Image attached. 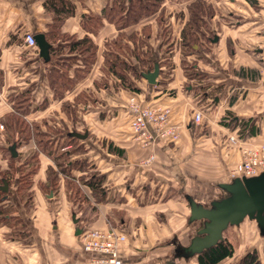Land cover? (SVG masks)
Masks as SVG:
<instances>
[{
	"label": "crops",
	"instance_id": "0c3cea01",
	"mask_svg": "<svg viewBox=\"0 0 264 264\" xmlns=\"http://www.w3.org/2000/svg\"><path fill=\"white\" fill-rule=\"evenodd\" d=\"M46 1L0 0V125L8 122L14 102L22 100L27 107L22 119L36 124L39 133L51 141L84 135L78 137L84 153L71 159H85L89 171L93 167L103 178V195L97 199L88 186L80 185L87 206L77 217L63 185L56 196L43 194L38 188L46 182L47 169H56L53 161L40 153L30 190L33 206L26 207L16 194L14 201L9 198L8 202L26 235L10 239L11 225H0V264H88L95 254L82 248L80 234L87 228L113 230L120 238L118 251L123 264H198L197 256L185 249L198 236L204 221L191 219L187 197L208 208L223 196L220 184L240 178V153L227 143V137L236 136L237 129H229L223 121L228 114L250 119L260 109L258 99L242 100L230 94L243 89L250 91V98L259 97L264 57L257 55L261 53L257 47H264L263 0L260 4L254 0H202L211 14L208 29L200 28L196 34H211L208 42L213 45L208 56L198 55L204 42L199 40L193 48L198 50L191 53L202 56L196 67L212 78L209 84L196 82V89L204 88L202 100L186 87L192 80L184 71L181 55L188 6L195 0H185L174 16L170 14L171 2L163 0L157 13L121 30L103 17L97 27L88 20L89 16L101 17L113 0H69L74 13L59 31L76 39L90 38L96 51L86 71L78 55L69 52L62 40L54 44L62 47L60 51L47 59L37 46L25 45L26 34L44 35L48 31L52 13L46 11ZM112 41H118L115 50L108 44ZM108 52L129 65L132 72L125 71L127 83L108 72L104 64ZM157 62L159 74L156 84L151 85L143 74L152 71ZM119 69L122 71V66ZM229 69H235V74L243 72L227 75ZM62 73L66 74L64 84H55L53 75ZM129 83L134 91L126 88ZM217 90L221 93L216 94ZM133 93L144 105L170 110L169 124L177 126L179 133L176 142L157 140L143 146L133 139L126 116V104ZM196 112H201L202 120L194 125ZM12 128L8 126L6 134L15 135ZM258 134L264 138V131L258 130L255 137L242 140L264 143L251 140ZM0 135L3 146L7 144L5 132L0 131ZM33 147L29 140L17 151ZM111 147L120 152L110 151ZM5 162H0L1 170L6 169ZM71 174L78 179L86 172ZM60 180L64 181L61 176ZM234 234L235 243L228 240L234 250L254 249L264 264V236L259 235L256 223L244 219Z\"/></svg>",
	"mask_w": 264,
	"mask_h": 264
},
{
	"label": "trees",
	"instance_id": "16d2710c",
	"mask_svg": "<svg viewBox=\"0 0 264 264\" xmlns=\"http://www.w3.org/2000/svg\"><path fill=\"white\" fill-rule=\"evenodd\" d=\"M163 0H113L111 7H105L102 11L101 17L89 16V22L95 23V26L99 25V20L106 19L109 23H112L117 30H121L129 25L137 23L142 17H147L157 13ZM46 11L52 13V22L48 25V31L44 34L46 42L49 44V56L51 54H57L58 50L62 48L59 45L54 46V44L62 40L66 42V46L69 52L76 53L78 59L84 65L85 71L91 65L95 58L96 47L93 45L92 41L88 37H83L82 39H76L74 36L61 35L60 26L63 21L73 15L74 6L69 0H47L45 2ZM208 8H205V5L202 0H195L190 6H188L189 11V21L185 26V29L182 31V47L183 52L186 53L187 50H193L195 46H198L200 40L199 36L196 37L195 32L204 28L201 21L203 17H210V13L207 12ZM101 18V19H100ZM200 37L203 38L202 35ZM205 39V37H204ZM211 38L208 36L207 40ZM118 41H112L108 43L110 46L114 47L118 45ZM107 44V45H108ZM111 51V50H110ZM104 64L107 67L108 72L113 73L117 76L122 83H127L128 79L126 77L125 71H130L129 65L126 61L121 60L117 54L108 52L105 54ZM122 66V71L119 67ZM193 67V66H192ZM242 70V69H241ZM134 72V71H133ZM241 71V75H242ZM84 73V70H82ZM64 73L53 75V81L55 84L61 83L64 84ZM131 84H127V89L134 91L131 88ZM57 89H59L57 87ZM136 91V90H135ZM24 101L14 102L13 113L8 116V122L1 124V132H5L6 143L3 146L0 145V152L5 157L6 169L1 170L0 168V225L1 224H10L11 220H16L20 226H22V221L13 215L14 210L8 204L9 201V190L13 182L15 181L16 185H21L28 190L30 189L33 183V176L37 172V167L39 161L37 159L38 154H45L47 157H51L55 165V170L47 169L46 173V182L38 184V188L42 190L44 185L50 186L48 193L52 192V188H55L53 184L60 179V176L63 180L66 181V186L68 189V194L74 195L72 198L74 202L81 201L85 202L87 199L83 195L80 185H86L92 190V194H95L97 199L102 198L103 189L102 183L103 178L100 177L97 173L88 174V162L85 159H71L72 156H79L84 153L83 147L79 145L78 137L67 135L65 137L59 138L54 142L49 139V136H46L42 133H39L38 126L36 124L29 125L22 119V116L27 112V107H24ZM227 118L229 123L223 121L224 126L230 128H238L237 136L240 139L250 138L255 136L258 133V129L254 126V121L250 119H239L236 116L228 114L224 117ZM9 123V124H8ZM8 126L13 127L11 130L14 131V139L10 135L6 134V128ZM1 136V135H0ZM29 140H32L35 144V152L32 153L27 159H24L23 162L18 163L16 166L14 162H17L20 158L18 153V148L21 144L27 143ZM75 144L76 148H72L71 144ZM110 151L119 153L120 151L117 148H110ZM83 164V167H82ZM72 171H79L81 173L86 172V175L80 176L78 179L74 178L71 174ZM88 175V176H87ZM20 189V187H18ZM16 188V189H18ZM20 194V200H24V193L20 189L18 190ZM80 197V198H78ZM95 197V198H96ZM80 199V200H79ZM7 203V204H6ZM9 206H6V205ZM24 205H27L24 201ZM230 227V226H229ZM24 228V226H22ZM26 233L19 231L14 233L13 236H10V239L19 238L25 236ZM233 254L232 246L229 242L223 239L218 242L215 246L202 251L197 254L198 264H219L221 261L226 258H230ZM239 264H260L257 259L256 252L247 253L240 261Z\"/></svg>",
	"mask_w": 264,
	"mask_h": 264
},
{
	"label": "built area",
	"instance_id": "2783aa9c",
	"mask_svg": "<svg viewBox=\"0 0 264 264\" xmlns=\"http://www.w3.org/2000/svg\"><path fill=\"white\" fill-rule=\"evenodd\" d=\"M24 43L28 47L35 48V36L26 34ZM126 113L130 118L133 139L143 146L154 144L157 140L174 143L179 138L177 126L169 124L170 110L168 108L144 105L133 95L127 101ZM201 120V113L196 112L192 119L193 124H200ZM227 143L235 146L240 153V177L251 178L264 173V143H247L235 135L228 136ZM81 233L83 250L95 254L88 264H123L118 251L120 238L113 230L87 228Z\"/></svg>",
	"mask_w": 264,
	"mask_h": 264
},
{
	"label": "water",
	"instance_id": "95a60500",
	"mask_svg": "<svg viewBox=\"0 0 264 264\" xmlns=\"http://www.w3.org/2000/svg\"><path fill=\"white\" fill-rule=\"evenodd\" d=\"M213 41H217L214 38ZM35 43L40 55L47 59L49 44L43 34L35 36ZM159 68L154 65L151 72L143 74L148 84H156ZM84 138V135H77ZM223 193L218 200L211 202L208 208L193 202L189 197L191 219L203 220V227L198 236L185 249L189 255H197L215 246L223 240V232L229 227L240 224L244 219L256 222L264 233V173L251 178H235L228 184H220ZM74 219V215H73Z\"/></svg>",
	"mask_w": 264,
	"mask_h": 264
},
{
	"label": "rangeland",
	"instance_id": "374dc122",
	"mask_svg": "<svg viewBox=\"0 0 264 264\" xmlns=\"http://www.w3.org/2000/svg\"><path fill=\"white\" fill-rule=\"evenodd\" d=\"M169 2H171V12H170V14L171 15H173L174 16V14H175V12H176V10H179V9H182L184 6H185V0H168ZM254 1H256L258 4H260L259 2H260V0H254ZM264 2V0L261 2V4H264L263 3ZM166 7H167V5H166ZM206 10H209V8L208 9H206ZM190 15V14H189ZM204 19H203V21H201L202 22V24H203V27H204V29L205 30H207L208 29V23H209V19L208 18H205V17H203ZM202 30V29H201ZM197 32H195V34H196ZM208 33H210V32H208ZM200 35H202L203 36V38L202 37H200L199 36V38H200V40H203L204 42L201 44V47L199 48V52L197 53L198 55L200 54V55H204V53H207V56H208V54H210L211 53V51L208 49L209 47H212L213 45L212 44H210L209 42H208V40H207V36L208 35H211V34H208L207 36L205 35V34H200ZM196 37H198V35L196 34ZM204 37H205V39H204ZM200 43H198V45H199ZM260 49L259 51L261 52V53H259V54H257L258 56H261V57H264L263 56V50H264V47L263 48H261V47H257V49ZM198 50V49H197ZM196 50V51H197ZM196 51H193V50H187L186 51V53L185 52H182V57H183V61H182V63H183V67H184V71H185V73L187 74V76L189 77V79H191L192 80V82H190V83H188L189 85H187L186 87H187V89L189 90V92H192L194 95H195V98L196 99H199V100H202L203 99V93H204V88H199V89H196L195 87L197 86V84H196V82L197 83H201V84H209V82H210V80L212 79V78H210L211 76H206V74L204 73V72H200V71H198V69H197V67H196V63L198 64L199 62H201L202 60V56L201 57H199V56H196V54H193V55H191V53H193V52H195L196 53ZM252 52V54H253V52H254V50H252L251 51ZM254 55V54H253ZM194 57V58H193ZM165 58H168V54H167V57H165ZM260 58V57H259ZM186 59H187V62H186ZM170 60V59H169ZM156 65L158 66V68H159V62H157L156 63ZM164 66V65H163ZM193 66V67H192ZM195 66V67H194ZM228 70V69H227ZM235 69H229V72L228 71H226V73H227V75L229 74V75H238V76H240L241 75V72L238 70H236L237 72H236V74H235V71H234ZM151 72V71H150ZM159 74V73H158ZM264 69H263V72H262V80H261V77L259 78V80H258V83L261 85L260 86V88L258 89L259 90V97H257V98H254V96H252V98H250V96H251V93L249 94V92L250 91H248V90H243V89H240L239 90V92H237V91H235L234 92V94H230V96L231 97H233L234 95L236 96V97H240V99H242V100H244L245 98L246 99H250V100H253V101H255V99H258V102H261V105H260V109H258L257 110V112L256 113H254V115H252L253 117H251V119L253 120V118H254V126H255V128H257L258 130H260V132H262V134H263V131H264V118H263V116H264ZM186 90V89H185ZM221 93V91L220 90H217V92H216V94H220ZM132 95H135V93H133ZM230 99V98H229ZM228 99V100H229ZM227 100V101H228ZM92 105H94L93 104V102H92ZM199 113H201V112H199ZM232 116H233V114H231ZM127 117H128V119H127V123H129V128H130V118H129V116H128V114L126 115ZM234 116H238V115H236V114H234ZM239 117V116H238ZM246 118V117H245ZM244 118V119H245ZM259 118H261V120L259 119ZM225 120V122L226 123H229L228 122V119L227 118H225L224 119ZM255 120H257V122H255ZM260 121V122H259ZM256 124V125H255ZM237 129V133H238V128H236ZM131 132V131H130ZM261 134V133H260ZM260 134H258V135H260ZM257 135V136H258ZM237 136V135H236ZM10 137H14V135H12V136H10ZM238 137V136H237ZM255 137V136H254ZM262 135H260L258 138H253V139H251L253 142H255V143H259V142H262V141H260V140H264V138L262 137ZM239 138V137H238ZM240 139V138H239ZM28 143V142H27ZM72 145V148H76V146H75V144H71ZM83 149V148H82ZM35 152V147H33V148H31V149H29V150H27V151H25V152H23V153H21L20 155V158H19V160L17 161V162H14V164L17 166L18 165V163H20V162H23L24 161V159H27L29 156H31L32 155V153H34ZM39 155L40 154H38V156H37V159L39 160ZM49 158V157H48ZM50 160H51V157L49 158ZM3 160H5V157L1 154V152H0V162H2L3 163ZM80 160V159H79ZM6 161V160H5ZM52 161V160H51ZM240 161H241V157H240ZM6 164H8L7 163V161L5 162ZM89 166H90V164H89ZM88 166V169L90 170V167ZM82 167H83V164H82ZM240 167V166H239ZM38 168V167H37ZM48 169H51V168H48ZM53 170H55L54 168H52ZM92 170H91V172L89 171L88 172V174L90 175V174H94V173H97V172H95L94 171V168L92 167L91 168ZM238 173H240V170H239V172ZM36 174V173H35ZM88 176V175H87ZM34 177V176H33ZM65 184V186H64V184ZM34 183H32V185H33ZM62 185H63V187L65 188V190L66 191H68L67 190V186H66V181L64 180V181H61L60 179L57 181V182H55V184H53V186H55V188H52L53 190H52V192L54 193V194H52V195H54V196H56V194H58V192L56 193V191L58 190V189H60L61 190V188H62ZM18 187H20V189L22 190V192L24 193V200L23 201H25V203L27 204V206L26 207H28V208H30V207H32L33 205H32V199H31V192H30V190H31V188L29 189L28 188V190L26 189V188H24V187H21V185H16V183H15V181L13 182V184H12V186H11V189L9 190V197H10V201H14V199H13V197H14V194H16V198L18 199V200H20V194L21 193H19L18 192V190L20 191V189L18 188ZM50 186H47V183H46V185H44V187L42 188V190H41V192H43V194H49L47 191H48V189H50L49 188ZM16 188H18V189H16ZM69 192V191H68ZM67 196H68V194H67ZM74 195H70L69 196V201L71 202V203H74L75 204V210H74V213L77 215V217H81L82 216V214L80 215L79 213H83V210H84V207L85 206H87V204L82 200V202L81 201H77V202H74V200H73V197ZM78 198H80V197H78ZM80 200V199H79ZM22 201V200H21ZM22 201V202H23ZM9 202V201H8ZM7 204V203H6ZM5 204V205H6ZM6 206H9V205H6ZM11 208H12V210H14L15 208H14V206L13 205H11L10 206ZM78 211H79V213H78ZM74 219H75V215H74ZM247 221L249 220V219H246ZM250 221H252V220H250ZM254 222V221H253ZM256 223V222H255ZM9 225H11V227L13 228L12 229V231L9 233V235L8 236H13L14 235V233L16 234V233H18L20 230L21 231H23L24 230V228H22L21 226H20V223L18 224V222L16 221V220H11L10 221V224ZM240 224H238V225H234V226H230V227H228L224 232H223V234H222V236H223V239H225V241H227V242H229L228 240L230 239L231 241H232V243H235V239H236V237L234 238V236H235V234H234V230H235V228L236 227H238ZM257 225V224H256ZM15 228V229H14ZM257 230H258V232H259V235L260 236H264V233H261V231H260V229H259V227L257 226ZM236 232V231H235ZM81 235H82V233L80 234V238H81ZM229 244L232 246V244L229 242ZM247 248V250H248V248L249 247H246ZM232 249H233V254H232V256H231V260L228 262V263H223V264H239V261L247 254V253H249V252H253V251H255L254 249H252V250H250V251H247L244 247H236V249L234 250V247L232 246Z\"/></svg>",
	"mask_w": 264,
	"mask_h": 264
}]
</instances>
